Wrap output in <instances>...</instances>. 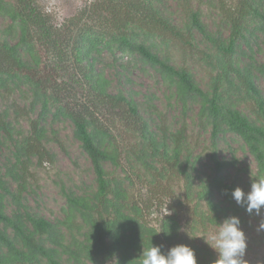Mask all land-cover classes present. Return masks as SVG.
<instances>
[{
    "label": "trees",
    "instance_id": "1",
    "mask_svg": "<svg viewBox=\"0 0 264 264\" xmlns=\"http://www.w3.org/2000/svg\"><path fill=\"white\" fill-rule=\"evenodd\" d=\"M218 1L223 21L230 28L225 37L220 28L208 29L201 11L190 0H183L186 16L182 27L173 22L167 0H92L72 20V26L55 23L36 0H0V16L11 19L0 28V91L11 94L26 84L31 94L27 109L13 110L12 119L11 108L0 111V264H141L142 253L151 244L161 246L165 253L174 246L180 225L176 212L152 225L144 218L141 205L131 201L133 195L124 179L108 171V164L120 166L122 149L110 125L99 120V106L108 105L112 116H124L126 125L139 134V150L128 153L126 161L141 160L151 172L152 183L157 178L183 181V195L203 201L207 208L204 216L212 222L230 216L241 222L246 216L256 217L255 211L249 214L246 206L233 199L232 191L241 187L229 180L227 171L235 168L238 160L235 152L228 158L219 157V145L228 135H235L240 149L256 164L249 184L264 177V90L256 75V70L264 73V64L256 58L264 53V0ZM170 34L191 47L196 34L202 38L212 71L205 87L190 69L172 64L166 51ZM162 37L164 44L157 41ZM42 49L53 55V70L76 71L67 77L68 83L61 85L55 78L61 77L62 71L45 74L41 70L46 66ZM104 50L111 62H105ZM118 52L150 64L182 105L183 116L194 105L199 106L201 128L210 135L214 163L210 179L200 174L201 156L193 153L186 119L178 127L163 118L157 121L152 111L142 114V109L146 113L148 109L135 99L131 88L121 85L116 92L110 90L107 69L116 68V75L130 73V63L122 61ZM74 83L79 94L69 97ZM39 103L41 110L37 118L29 119V130L18 127L19 117H29ZM51 106L50 132L57 133L53 128L56 121L71 120L74 137L95 172V186L86 185L81 193L61 184L67 205L56 220L45 217L26 200V194L37 192L28 188L33 160L39 166L54 160L43 143L48 139L45 123ZM6 148L11 150L7 156ZM229 148L236 151L231 145ZM131 165L127 167L132 169ZM144 205L153 206L151 200ZM9 207H14L10 214ZM191 248L197 264L216 261L212 255L207 259L202 247Z\"/></svg>",
    "mask_w": 264,
    "mask_h": 264
},
{
    "label": "rangeland",
    "instance_id": "2",
    "mask_svg": "<svg viewBox=\"0 0 264 264\" xmlns=\"http://www.w3.org/2000/svg\"><path fill=\"white\" fill-rule=\"evenodd\" d=\"M36 1L52 20H56L55 23H67V26H72V20L75 21L79 17L80 11L85 9L92 0ZM225 1L228 4H234L236 0ZM190 3L195 9L198 8L201 11V20L207 25L209 30L217 31V28H220L224 37L230 33V28L223 21L225 20V15L221 11L218 0H190ZM167 4L170 6L173 22L182 27L186 16L183 0H167ZM115 9L117 10L118 8ZM105 12L106 14L108 13L106 10ZM9 23H11V19L0 16V28H4ZM196 35L197 39L193 40L192 47L177 36L173 34L168 35V41L171 42L166 51L171 58L172 64L176 67L185 66L190 69L196 81L205 87L212 75L211 63L204 53L206 50L205 43L199 34ZM163 39L164 37L157 41L163 43ZM163 46L165 47V45ZM41 52L43 58L46 60V66H48L41 68L45 74H56L63 70V67L53 70V55L45 49H42ZM118 54L122 57V61L130 63V67L128 68L130 73L125 72V74L116 75V68L107 69L106 75L112 80V88L110 90L116 92L121 85L127 89L131 88L136 92L135 99L148 109L147 113L142 109V114L148 115L152 111V117L156 118L157 121L163 118L164 122L172 124L173 127H178L181 121L186 119L190 139L189 143L195 147L193 153L201 156L198 165L200 174L202 176L205 175L204 178L210 179L214 168L209 149L210 135L208 131H204L201 128L202 125L198 118L199 106L194 105L187 116H183L182 105L173 98L174 96H172L171 91L168 90V85L162 81L160 75L150 64L144 63V61L138 58L132 59L129 54L124 55L121 52H118ZM103 56H105V62H111L108 50H104ZM256 58L260 64H264V53H258ZM73 74H76V71L70 68L62 71L61 77L57 76L55 78L62 85L65 82L68 83L67 77L73 76ZM256 75L258 76L259 85L264 90V73L262 74L259 70H256ZM75 88L76 84L74 83L72 90H68L69 97L79 92V87L77 86V91H75ZM28 89V85L22 84L20 88H15V92L11 94L1 90L0 111L8 106L11 108L10 119H12L14 116L13 110L27 109L31 98L30 92H27ZM62 95L64 96V93ZM81 97L85 98L84 95ZM151 105H154V108ZM52 107V112L47 118V123H45L47 126L53 120L52 113L54 112V108ZM40 110L41 104L39 103L35 106V111L31 112L29 117H19L17 126L22 127L26 131L29 130V119L37 118ZM109 111L108 105L99 106L97 116L102 123L110 125L113 134L117 137L116 140L120 144L122 152L120 166L115 167L108 164V171L116 177L124 179V185L127 186V189L133 195L130 197L131 201L141 205L144 218L152 225H158V222L165 215L176 212L175 214L179 219L180 225L177 236L174 238V246L179 244L189 247L199 246L205 251L204 255L207 259L211 255L217 259L218 253L213 249L215 248V241L212 239V236L219 230V223L223 220L212 222L207 216H204V212L207 209L204 202H198L195 198H186L182 190L183 181L178 178H175L174 181L172 179L167 180L165 178L161 180L157 178V182L152 183L151 172L145 170L140 162L141 160H133L132 165L128 163L126 157L134 149L139 150L141 137L126 125L124 116L120 117V114L112 116ZM156 113H161L162 115L158 117ZM53 128L56 129L57 133H51V127L48 126V139L43 143L45 148L53 154L54 160L52 162H45L43 166L37 165L36 159L33 160L34 164L30 167L31 174L28 188L35 189L37 192L34 193L32 191L31 194H26V200L33 207L39 208L45 217L56 220L63 216V207L67 205L62 193L61 184L67 188L72 187L77 193H81V190L86 185L92 184L95 186V172L91 159L82 149L80 142L74 137L73 122L71 120L56 121L53 123ZM240 143V139L235 135H228L226 141H222L219 145V157L224 156L228 158L235 152L238 164L235 168H230L227 171L229 180H235L241 189L247 193L251 190V184H249L251 181L250 177L251 173L256 170V164L249 153H245L240 149ZM229 145L236 149V151L230 150ZM10 153L11 150L6 148L4 154L7 156ZM127 165H131L132 169L128 168ZM247 165H249V169L246 168ZM243 167L247 170H241ZM152 173L155 174L157 171L154 169ZM14 188H16V183H14ZM166 194H169V196H166ZM146 200H151L153 206L147 208L144 205ZM13 209L14 207H9V214L12 213ZM261 213L264 215V208L261 209L260 215H256V217L246 216L240 225L247 237L248 248L245 258L249 260L250 264H264V231L258 230L259 224L261 221H264ZM64 261H66V256H64Z\"/></svg>",
    "mask_w": 264,
    "mask_h": 264
},
{
    "label": "clouds",
    "instance_id": "3",
    "mask_svg": "<svg viewBox=\"0 0 264 264\" xmlns=\"http://www.w3.org/2000/svg\"><path fill=\"white\" fill-rule=\"evenodd\" d=\"M232 197L237 204L246 206L245 210L252 214L260 215L264 208V177L253 181L251 190L245 193L237 187L232 191ZM241 220L237 216L226 217L219 223V230L213 234L218 258L214 264H250L247 255L248 242L244 230L240 227ZM264 231V221L258 227ZM141 264H197L195 251L183 244L173 246L163 252L161 246H149L142 253Z\"/></svg>",
    "mask_w": 264,
    "mask_h": 264
}]
</instances>
